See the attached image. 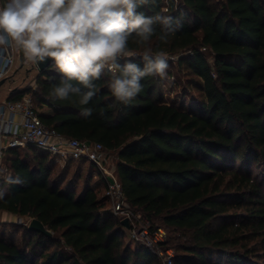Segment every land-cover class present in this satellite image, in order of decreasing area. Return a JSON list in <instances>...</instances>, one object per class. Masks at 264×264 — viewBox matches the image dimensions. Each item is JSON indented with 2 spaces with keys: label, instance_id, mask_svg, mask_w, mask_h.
<instances>
[{
  "label": "trees",
  "instance_id": "trees-1",
  "mask_svg": "<svg viewBox=\"0 0 264 264\" xmlns=\"http://www.w3.org/2000/svg\"><path fill=\"white\" fill-rule=\"evenodd\" d=\"M165 8L184 26L167 44L154 36L149 46L179 56L198 98L169 102L164 78L145 77L130 104L110 107L114 98L103 77L86 106L93 116L85 119L78 98L50 97L59 79L50 67L35 90L9 100L30 92L47 126L115 152L130 207L154 227L185 234L173 264H264V0H157L139 10L152 15ZM131 47L142 67L143 48ZM12 152L0 211L37 218L52 236L26 224L0 232V264H164L158 247L131 240L107 208L94 163L79 159L83 166L74 170L69 162L76 159L68 160L53 178L50 154L34 147ZM17 178L22 183L9 182ZM161 246L168 248L169 239Z\"/></svg>",
  "mask_w": 264,
  "mask_h": 264
},
{
  "label": "clouds",
  "instance_id": "clouds-1",
  "mask_svg": "<svg viewBox=\"0 0 264 264\" xmlns=\"http://www.w3.org/2000/svg\"><path fill=\"white\" fill-rule=\"evenodd\" d=\"M149 5L155 7L157 0H0V76L15 49L37 70L51 60L59 79L50 97L78 98L79 115L85 119L93 116L94 109L86 106L103 77L114 98L110 107L128 105L144 90L145 77H167L169 57L153 51L152 38L167 44L184 26L180 18L166 14L167 8L152 15L139 10ZM132 44L143 48L142 67L135 62L138 53ZM9 182L22 183L19 178Z\"/></svg>",
  "mask_w": 264,
  "mask_h": 264
},
{
  "label": "built area",
  "instance_id": "built-area-1",
  "mask_svg": "<svg viewBox=\"0 0 264 264\" xmlns=\"http://www.w3.org/2000/svg\"><path fill=\"white\" fill-rule=\"evenodd\" d=\"M15 52V49L10 50L12 61L6 73L0 76V81L14 68ZM167 56L172 61L179 58L178 55ZM39 111L31 93H26L17 100L0 103V153L7 147H34L50 154L59 163L65 164L73 159H85L94 163L97 169L104 172L105 196L111 203V211L120 216L121 220L127 218L129 221L130 227L127 229L130 239L148 247H158L163 263L173 264L174 249L161 246L167 241V230L162 226L154 227L141 212H136L130 207L117 176L105 167L109 160V151L104 145L65 136L57 129L47 126ZM4 138L7 139L5 145L2 144ZM2 191L0 180V195Z\"/></svg>",
  "mask_w": 264,
  "mask_h": 264
},
{
  "label": "rangeland",
  "instance_id": "rangeland-1",
  "mask_svg": "<svg viewBox=\"0 0 264 264\" xmlns=\"http://www.w3.org/2000/svg\"><path fill=\"white\" fill-rule=\"evenodd\" d=\"M208 54V57L210 61L213 60V57L211 56V53L209 51L205 50ZM17 54V51L15 52ZM169 68L167 70V77L164 78L165 84L163 88L161 89L164 93L165 99L169 102L175 100L178 102L186 101V103H189V101L192 98H198L199 97V91L195 89L190 83H189V75L188 70L184 66H179L178 60L172 61L168 60ZM30 67V64H26L24 67L25 72L27 73V69ZM31 77L36 75V70L31 71ZM30 72V73H31ZM118 158L117 154L115 152H109V160L105 167L111 171L114 172L116 175V164H117ZM69 163L73 164V169H77L78 166H83V163H80L79 161H70ZM86 165H89L87 163ZM64 164L62 162H56L54 165L52 176L55 178L58 174L61 173L63 170ZM93 174L95 175L94 179L100 183V191L101 195L105 196L106 190H105V182H104V172L100 171L96 167L90 168ZM104 182V184H103ZM64 185H62L63 187ZM78 189H81L80 186ZM107 208L111 211V203H107ZM112 212V211H111ZM117 217H120L118 215H115ZM27 220L25 218H21L18 216L17 220L14 222H7V221H0V232H5L6 234H10L14 231H18L19 225L25 224ZM158 223H162L160 220H157ZM29 223V221L27 222ZM184 233L181 232H175L173 230L167 231V239H169V247L174 249V255L176 256L179 251L176 249V246L184 243L185 237ZM126 243H128V240H125ZM254 243L250 244V247H253ZM133 247V246H132ZM260 253V252H259ZM163 261V259H162ZM259 264H262V260L255 259Z\"/></svg>",
  "mask_w": 264,
  "mask_h": 264
},
{
  "label": "crops",
  "instance_id": "crops-1",
  "mask_svg": "<svg viewBox=\"0 0 264 264\" xmlns=\"http://www.w3.org/2000/svg\"><path fill=\"white\" fill-rule=\"evenodd\" d=\"M20 53L17 52L16 54V64L12 71L5 77L6 79L5 83L0 85V103L9 100V97L18 92L25 90L27 88L36 89L37 88V78L40 75L38 71H36V75L31 77V73H26L24 70V67L20 68ZM30 93V92H29ZM47 113H51V109L48 107L45 108ZM7 139L4 138L2 141V144H6ZM25 147H7L2 150L0 153V180L2 181L6 177H9L12 175V171L9 168V159L14 156L15 149H19L20 152L23 153V149ZM18 216L9 212L0 211V220H4L7 222H14L17 220ZM27 220V219H26ZM31 220V219H30ZM30 220H27L30 221Z\"/></svg>",
  "mask_w": 264,
  "mask_h": 264
},
{
  "label": "water",
  "instance_id": "water-1",
  "mask_svg": "<svg viewBox=\"0 0 264 264\" xmlns=\"http://www.w3.org/2000/svg\"><path fill=\"white\" fill-rule=\"evenodd\" d=\"M20 61H21V64H20V68L22 69L23 67L26 66V63L24 61V58H23V54L20 53ZM52 61L49 60L46 64H41L40 67H39V70H37V68L35 66H32L30 65V67L27 69V73H30L32 70H36L39 72V74H41L44 70L50 68V65H51ZM6 79H2L0 81V85H2L3 83H5ZM122 225L126 228H129L130 227V224H129V221L127 218L123 219L122 220ZM28 229L30 230H33V231H37V232H40L46 236H49L51 237L52 236V232L46 228V226L37 218H33L30 220L29 224H28Z\"/></svg>",
  "mask_w": 264,
  "mask_h": 264
}]
</instances>
